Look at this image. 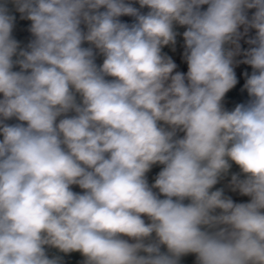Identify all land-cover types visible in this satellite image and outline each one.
<instances>
[{
    "label": "clouds",
    "instance_id": "1",
    "mask_svg": "<svg viewBox=\"0 0 264 264\" xmlns=\"http://www.w3.org/2000/svg\"><path fill=\"white\" fill-rule=\"evenodd\" d=\"M177 27L186 74L162 51ZM239 63L249 99L228 110ZM233 164L247 203L213 190ZM75 252L264 264V0H0V264Z\"/></svg>",
    "mask_w": 264,
    "mask_h": 264
},
{
    "label": "crops",
    "instance_id": "2",
    "mask_svg": "<svg viewBox=\"0 0 264 264\" xmlns=\"http://www.w3.org/2000/svg\"><path fill=\"white\" fill-rule=\"evenodd\" d=\"M9 7L11 8L12 6L9 5ZM135 7L139 8V5L135 4ZM141 11L147 12L148 9L144 8ZM13 14L16 16L15 26L13 29V36L18 42H20L21 46L24 47L31 40V37H29L28 33H27L31 22L28 20L21 19L20 13H18V12H13ZM176 30L179 33V35L177 36L174 50L171 46H165L162 51L165 54H167L168 56H170L173 59V61L177 64L176 71H179V72L186 74L187 63L183 58L184 41L182 38V33L186 29L183 27H177ZM241 31H243V28H241ZM254 35H255V31H249L248 36L244 37L243 39L240 40V45H241L242 51L246 50L250 47L247 43H245V40L254 36ZM85 47H87V44H85ZM242 59H243V56L236 57V60H242ZM102 61H103L102 57H97V63L98 64H101ZM14 70H19V69L16 68ZM245 72H247L249 75L251 74L252 69L249 65L239 63L235 66V73H236V76L238 79V83L233 89H231L226 94L224 101H223L225 108L228 110L234 109V107L237 104L245 103L249 99L247 91L243 90V85L246 81V77L244 76ZM16 122L17 121H15L14 119L8 121V123H10V124L16 123ZM161 168H162L161 165H154L152 167L151 171L147 174L149 184L154 183V179H155L156 175L159 173V171L161 170ZM239 171H240L239 167L237 165L233 164L229 175L224 177L217 185H215L213 190H216L218 188H223L224 194L226 196L231 197L234 202H236V203H247L250 201V197L242 196L238 192H233L228 187L229 181L231 179V174L232 173H238ZM72 187H73V191H76V192L82 191L81 189H79L78 186H72ZM185 203H187V201H185ZM162 251H166V249L162 248ZM55 254H58L56 249H49V255L50 256L55 255ZM60 255H63V254H60ZM63 260H64V264H82L83 257L80 255V253L75 252V253H71L69 255H63ZM195 260H196L195 255L189 254V255L181 258L180 264H195Z\"/></svg>",
    "mask_w": 264,
    "mask_h": 264
},
{
    "label": "built area",
    "instance_id": "3",
    "mask_svg": "<svg viewBox=\"0 0 264 264\" xmlns=\"http://www.w3.org/2000/svg\"><path fill=\"white\" fill-rule=\"evenodd\" d=\"M206 7L207 6H202V8H206ZM254 11H255L254 9L253 10H249V13H248L249 16H251ZM120 19H121V21L127 22V23H132L133 20H134L133 17H128V16L121 17ZM250 31H255V30H250Z\"/></svg>",
    "mask_w": 264,
    "mask_h": 264
},
{
    "label": "water",
    "instance_id": "4",
    "mask_svg": "<svg viewBox=\"0 0 264 264\" xmlns=\"http://www.w3.org/2000/svg\"><path fill=\"white\" fill-rule=\"evenodd\" d=\"M27 33H28V36L31 37V33H30L29 31H28ZM31 38H32V37H31Z\"/></svg>",
    "mask_w": 264,
    "mask_h": 264
}]
</instances>
